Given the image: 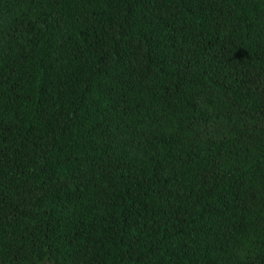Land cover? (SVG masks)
Segmentation results:
<instances>
[{"label":"trees","instance_id":"16d2710c","mask_svg":"<svg viewBox=\"0 0 264 264\" xmlns=\"http://www.w3.org/2000/svg\"><path fill=\"white\" fill-rule=\"evenodd\" d=\"M0 264H264V0H0Z\"/></svg>","mask_w":264,"mask_h":264},{"label":"clouds","instance_id":"9594fccd","mask_svg":"<svg viewBox=\"0 0 264 264\" xmlns=\"http://www.w3.org/2000/svg\"><path fill=\"white\" fill-rule=\"evenodd\" d=\"M242 254V253H241Z\"/></svg>","mask_w":264,"mask_h":264}]
</instances>
